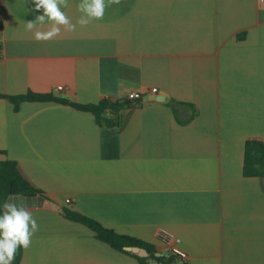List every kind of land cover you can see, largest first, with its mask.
I'll return each mask as SVG.
<instances>
[{"label": "crops", "instance_id": "obj_1", "mask_svg": "<svg viewBox=\"0 0 264 264\" xmlns=\"http://www.w3.org/2000/svg\"><path fill=\"white\" fill-rule=\"evenodd\" d=\"M78 3L63 9L73 23ZM33 9L32 0H0V91L121 105L105 110L116 117L108 125L70 104L25 100L15 110L0 98V158L18 160L45 198L28 207L39 230L20 264H141L63 205L157 255L163 226L188 264H264V176L243 172L245 142L264 143V6L121 0L49 41L25 30L42 14ZM131 90L144 96L129 101Z\"/></svg>", "mask_w": 264, "mask_h": 264}, {"label": "trees", "instance_id": "obj_2", "mask_svg": "<svg viewBox=\"0 0 264 264\" xmlns=\"http://www.w3.org/2000/svg\"><path fill=\"white\" fill-rule=\"evenodd\" d=\"M1 26V18H0ZM8 98L14 104L15 110H18L20 103L25 100L30 101H57L64 104H70L81 110L92 112L100 124H115L116 117L105 116V110L111 107L118 108L121 103L118 100L102 98L98 102L81 103L76 100H70L66 96L57 95L53 92H36L29 90L25 93L8 94L0 91V98ZM246 176L261 175L264 176V143L258 139H248L244 146V168ZM43 190L36 186L21 168L18 160L4 157L0 158V207H2L8 195H41ZM62 214L74 221H78L89 227L95 235L108 242L112 247L125 251L136 256L141 264H188L180 263L176 254H159L156 246L135 236L120 233L113 227L104 225L98 219L68 205L62 206ZM126 245H137L147 249V255H139L124 248ZM23 248L16 252L12 264H20Z\"/></svg>", "mask_w": 264, "mask_h": 264}, {"label": "clouds", "instance_id": "obj_3", "mask_svg": "<svg viewBox=\"0 0 264 264\" xmlns=\"http://www.w3.org/2000/svg\"><path fill=\"white\" fill-rule=\"evenodd\" d=\"M32 3L33 11H42V14L34 21H26L25 30L32 32L36 41H49L59 36L62 29L74 32L77 25L87 27L92 21L102 20L106 8L119 5L121 0H79L76 7L80 15L75 23L63 11L69 6V0H32ZM38 24L49 26L40 30ZM38 230L39 225L27 206L15 199L3 203L0 207V264H12L17 250L28 249Z\"/></svg>", "mask_w": 264, "mask_h": 264}, {"label": "built area", "instance_id": "obj_4", "mask_svg": "<svg viewBox=\"0 0 264 264\" xmlns=\"http://www.w3.org/2000/svg\"><path fill=\"white\" fill-rule=\"evenodd\" d=\"M258 2L261 6H264V0H258ZM57 89L62 90L64 89V86L62 84H59L57 86ZM149 91L152 93H157L158 87L152 86ZM143 96V91L131 90L126 94V99L129 101H133L140 99ZM66 202H71V199L66 198ZM155 235L157 239L164 245V250L162 251V254H176L180 263L188 261L186 252L179 247L180 238L176 234H174L172 231L163 226H159L156 229Z\"/></svg>", "mask_w": 264, "mask_h": 264}, {"label": "water", "instance_id": "obj_5", "mask_svg": "<svg viewBox=\"0 0 264 264\" xmlns=\"http://www.w3.org/2000/svg\"><path fill=\"white\" fill-rule=\"evenodd\" d=\"M9 199H15L16 201L24 204L27 207L42 205L43 200H45L43 195H38V194L37 195L11 194V195H8L5 202H7ZM124 248L137 252L140 255L148 254L147 249L141 246L126 245L124 246ZM158 254H160V252H158Z\"/></svg>", "mask_w": 264, "mask_h": 264}]
</instances>
